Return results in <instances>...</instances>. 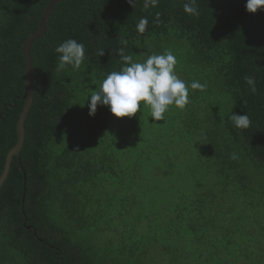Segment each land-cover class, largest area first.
Returning <instances> with one entry per match:
<instances>
[{
    "label": "trees",
    "instance_id": "obj_1",
    "mask_svg": "<svg viewBox=\"0 0 264 264\" xmlns=\"http://www.w3.org/2000/svg\"><path fill=\"white\" fill-rule=\"evenodd\" d=\"M48 2L0 0V176L27 98L22 44ZM186 2L54 6L30 46L33 101L0 186V264H264V8L197 0L190 15ZM70 38L86 58L59 70ZM121 47L135 62L171 51L176 74L207 87L160 121L143 102L131 117L99 104L89 115L88 97L125 66Z\"/></svg>",
    "mask_w": 264,
    "mask_h": 264
},
{
    "label": "clouds",
    "instance_id": "obj_2",
    "mask_svg": "<svg viewBox=\"0 0 264 264\" xmlns=\"http://www.w3.org/2000/svg\"><path fill=\"white\" fill-rule=\"evenodd\" d=\"M150 2L155 7L158 0H146L145 7ZM184 11L190 15H198L197 0H188L183 5ZM245 8L256 12L264 8V0H246ZM147 18H142L138 30L143 33L147 28ZM59 70L71 66L79 69L85 60V46L75 39H67L56 46ZM103 54L101 51L100 55ZM125 66L119 71H112L103 79L100 89L88 97L89 115H94L97 105H106L116 117H131L141 109V102L150 108V117L155 121L164 119L170 106L183 110L190 103L189 87L203 91L207 85L192 81L190 86L182 80L175 71L177 58L171 51L162 54H151L143 62H135L130 55L124 54L121 47L118 50ZM245 83L250 91L256 92V81L252 76H246ZM230 120L238 128H248L250 117L244 112H232ZM235 158V154H233Z\"/></svg>",
    "mask_w": 264,
    "mask_h": 264
},
{
    "label": "water",
    "instance_id": "obj_3",
    "mask_svg": "<svg viewBox=\"0 0 264 264\" xmlns=\"http://www.w3.org/2000/svg\"><path fill=\"white\" fill-rule=\"evenodd\" d=\"M58 1L60 0H49L41 16L37 29L22 44V53H23V56L25 59V65H26L24 81H25V89L27 93V98H26L24 107L19 115V119L17 121V142L15 146L11 148L9 152L7 153L4 171L0 176V186L8 173V169H9L12 156L14 154L18 155L22 147L23 140H24V121H25L27 112L29 110V107L33 101V88L31 84V74H32V64L33 63H32V59L30 55V46L44 34L49 18H50V14L52 13L53 8L57 4ZM263 32H264V28H263Z\"/></svg>",
    "mask_w": 264,
    "mask_h": 264
},
{
    "label": "rangeland",
    "instance_id": "obj_4",
    "mask_svg": "<svg viewBox=\"0 0 264 264\" xmlns=\"http://www.w3.org/2000/svg\"><path fill=\"white\" fill-rule=\"evenodd\" d=\"M115 213L117 214L118 213V210H116Z\"/></svg>",
    "mask_w": 264,
    "mask_h": 264
}]
</instances>
